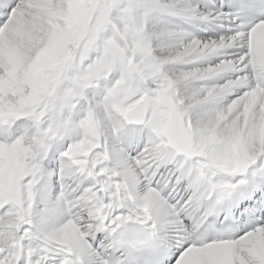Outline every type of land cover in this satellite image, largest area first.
<instances>
[{
  "label": "snow or ice",
  "instance_id": "1",
  "mask_svg": "<svg viewBox=\"0 0 264 264\" xmlns=\"http://www.w3.org/2000/svg\"><path fill=\"white\" fill-rule=\"evenodd\" d=\"M0 264H264V0H0Z\"/></svg>",
  "mask_w": 264,
  "mask_h": 264
}]
</instances>
